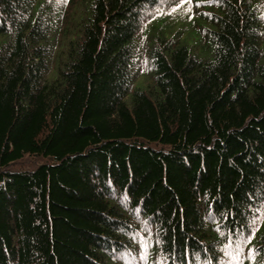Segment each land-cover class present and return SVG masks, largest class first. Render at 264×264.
<instances>
[{
    "label": "trees",
    "instance_id": "obj_1",
    "mask_svg": "<svg viewBox=\"0 0 264 264\" xmlns=\"http://www.w3.org/2000/svg\"><path fill=\"white\" fill-rule=\"evenodd\" d=\"M0 264H264V0H0Z\"/></svg>",
    "mask_w": 264,
    "mask_h": 264
}]
</instances>
